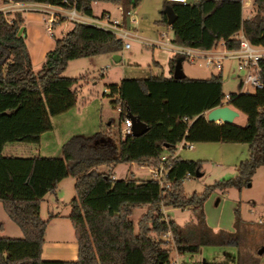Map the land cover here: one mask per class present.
I'll use <instances>...</instances> for the list:
<instances>
[{"label": "trees", "instance_id": "trees-1", "mask_svg": "<svg viewBox=\"0 0 264 264\" xmlns=\"http://www.w3.org/2000/svg\"><path fill=\"white\" fill-rule=\"evenodd\" d=\"M3 1L74 7L88 17H92L96 2L124 8L123 0ZM166 5L175 15L171 24L163 11ZM250 5L251 14L244 18L242 0H188L185 4L163 0L158 23L170 27L172 42L185 47L210 50L223 42L227 49H235L239 32L252 44L264 46V0H251ZM56 18L51 29L65 20ZM23 21L20 13L8 19L7 13L0 12V203L22 232L21 238L0 237V264H169L172 249L179 254L197 253L203 245L237 244L236 231H213L206 224L203 205L215 190H240L257 168L264 166V60L262 88L229 93L225 99L221 71L207 78H174L178 57L171 56L167 75L162 71L144 78L127 77L105 86L103 95L110 98L112 108H119V123L130 112L146 124L143 134H119L117 142L102 131L73 135L62 144L61 157L7 155L4 149L8 143L39 145L41 135L52 130L51 117L76 105L73 86L79 78L63 74L71 60L118 54L123 49V41L112 32L71 21V29L55 39L35 72L24 36L18 33ZM154 65L160 67L156 61ZM224 102L246 115L243 126L206 119L207 111ZM150 107L156 108L158 117L147 114ZM182 140L246 144L249 154L238 163L235 177L214 181L202 192L186 195L183 181L202 171V161L174 155ZM165 153L170 156L167 187H160L151 176L112 177L111 169L119 163L150 166ZM101 166L108 169L100 170ZM68 176L75 179L68 218L77 256L75 260H44L41 254L49 220L40 216V205ZM142 205L147 209L135 230L130 215ZM161 206L192 207L195 222L180 226L166 221ZM238 220L239 205L234 208V224ZM168 232L171 238L166 241L163 236Z\"/></svg>", "mask_w": 264, "mask_h": 264}, {"label": "rangeland", "instance_id": "rangeland-1", "mask_svg": "<svg viewBox=\"0 0 264 264\" xmlns=\"http://www.w3.org/2000/svg\"><path fill=\"white\" fill-rule=\"evenodd\" d=\"M123 12L130 9L135 13L136 23H130L128 16L123 14L122 23L136 37L127 39L130 48H123L118 54L121 62H115L106 54L78 58L68 63L64 75L78 77V82L73 86L76 91V107L67 113L51 117L52 130L43 134L39 145L14 142L6 144L4 153L14 156L61 157V146L73 135H92L102 131L108 133L116 142L121 134L123 123L118 120V111L110 105V98L103 95L105 86L118 83L122 78H144L150 74L162 72L167 75L169 68L167 60L170 51L166 45L161 44L165 37L173 39L170 27L158 23L163 0H123ZM111 10L113 16L119 12L111 3L102 4L101 8L95 9L100 14L101 9ZM250 10L243 11V17ZM19 13V12H17ZM17 13L9 15L12 19ZM60 17V15H58ZM63 17V16H62ZM65 18V17H64ZM57 20V18H56ZM64 23L62 35L72 27L71 21ZM57 26L54 28L56 31ZM54 31V34H55ZM164 35L165 37H163ZM223 47L218 44L216 51H222ZM154 61L160 67L154 65ZM203 59L195 61L182 60L183 72L188 77L206 78L211 74L219 72L218 69L208 66ZM109 65L106 71L102 67ZM222 64V92L229 93L254 92L249 84L240 86L245 73H237L236 61L225 58ZM123 65V66H122ZM122 66V67H121ZM156 108H148V113L157 116ZM156 111V112H154ZM206 114V113H205ZM246 115L239 113L233 123L243 126ZM181 142H185L182 140ZM186 143V142H185ZM202 145V146H201ZM196 149L183 148L181 156L184 159L201 160L202 171L200 177L186 178L183 181V190L186 195L193 192L200 193L206 185L223 179L235 177L236 167L232 164L238 156L244 153L246 144L235 143H194ZM200 147V148H198ZM202 147H205L202 149ZM200 149V152H199ZM242 149H244L242 151ZM14 151V152H13ZM244 160V159H243ZM238 165V164H237ZM136 169L140 178L149 177L148 166L136 163H119L115 165L114 174L116 178L130 177L128 169ZM100 170H107L101 166ZM74 177L64 178L55 193L48 192L41 203L40 216L49 220L44 235L41 257L44 260H75L77 246L74 231L68 218L70 212V200L74 197ZM218 201V202H217ZM260 205H255V204ZM239 205V219L234 221V208ZM207 209L210 218L219 219L222 230L231 231L235 228L237 244L226 245H203L202 255L195 253H183L176 256L175 249L170 251V260L178 264H185L187 257L193 260H205L215 264H264V252L262 260L252 261L257 258L258 251L264 247V172L258 170L254 173L249 184L240 190L230 187L225 190L213 191L204 202L203 209ZM147 207L142 205L133 209L130 219L135 230L137 221L146 211ZM162 218L166 221L172 220L183 226L185 223L195 221V211L192 207L173 208L161 206ZM0 237L21 238L22 232L19 227L5 214L0 203ZM171 234L163 236L166 241L170 240ZM202 262V261H201Z\"/></svg>", "mask_w": 264, "mask_h": 264}, {"label": "built area", "instance_id": "built-area-1", "mask_svg": "<svg viewBox=\"0 0 264 264\" xmlns=\"http://www.w3.org/2000/svg\"><path fill=\"white\" fill-rule=\"evenodd\" d=\"M169 2H178L185 4L188 0H167ZM243 4L246 3V0H242ZM121 11V14H125L128 16V20L130 23H136L135 13L130 9L123 12L122 8H118ZM68 21H76L84 24H91L102 28L104 30H108L112 32L117 38L123 41V48H129L130 44L126 41L130 38H135L136 36L131 33L122 23L123 17H115L109 12H104L97 18L88 19L85 15L80 14L75 10L74 7L70 9H66V16ZM55 18L52 15V18L49 19V29H51V23L55 21ZM165 37L164 35H162ZM235 37L239 41V45L235 49H227L225 46L222 51H216V47L210 50H201L190 47H185L181 45H177L172 42V39L165 37L164 44L170 51L171 56L176 55L177 57H181L182 60L195 61L196 59L205 60L204 63L208 66L215 67L219 71H222V60L225 58H232L236 61V69L237 73L244 72L245 76L240 83V86L249 84L253 87L254 90L262 88L261 82V61L264 60V46L263 45H254L252 44L243 34L239 32L235 35ZM223 43V42H221ZM224 45V44H223ZM170 56V57H171ZM106 90V89H105ZM104 90V91H105ZM248 92V91H247ZM228 94L225 95V99L228 98ZM226 101V100H225ZM223 105H226L225 102ZM119 111V108H117ZM123 127L121 129V135H131V122L130 119L126 116L123 120ZM193 148L192 143L188 142H180V144L176 147L177 149ZM176 150L174 155H176ZM168 154H162L160 157V161L157 164L148 166V172L151 177L156 179L160 185V187H167L169 185V181L166 180L168 174ZM189 176V173H187ZM170 235L168 232L165 236ZM169 264H176L175 262H170Z\"/></svg>", "mask_w": 264, "mask_h": 264}, {"label": "crops", "instance_id": "crops-1", "mask_svg": "<svg viewBox=\"0 0 264 264\" xmlns=\"http://www.w3.org/2000/svg\"><path fill=\"white\" fill-rule=\"evenodd\" d=\"M102 4H109V3H98V2L94 3L93 6H92V10H93L92 17H88V16H86V17L88 19L97 18L101 14H103L104 12H109L110 14H112L111 10H105L104 8L101 9L100 14H96L95 9L97 7L101 8ZM250 4H251V0H246V3L243 4L242 13H243L244 10H250L246 14V16L244 18H247L251 14L252 8H251ZM112 5H114L115 8H116V11L119 12L117 15L114 14V16L115 17H121V16L123 17V15L121 14V11L118 9L121 6L120 5H116V4H112ZM0 12H4V13L8 12L9 15H13L14 13L19 12L21 14V16L23 17L24 21H23V24L20 26L18 33H19V35H23L24 36V40H25V43H26V46H27V50H28L30 59H31L33 70L35 72L38 71L41 68V65H42V63L44 61L45 54L50 49L53 48L55 39L62 36V31H63L64 25H65L64 23L67 22L66 20L61 22L57 26V29L55 31L54 29H49V19L52 18V15L54 17H56L57 15L66 16V9H63L61 7H58V6H52V5H46V4L14 3V2H4L3 0H0ZM54 31H55V34H54ZM160 43L165 45L163 41H161ZM219 44L224 48L223 43L220 42ZM106 55L111 57V59L114 60L115 62H121V60H122L121 56L119 54H117V53H110V54H106ZM170 56H171V54H170ZM170 56H169V58H170ZM108 67H109V65L106 64L104 67H102V71L103 72L106 71ZM193 78H195V77H193ZM74 107H76V105ZM74 107H72V108H74ZM71 109H69V110H71ZM67 112H65V113H67ZM237 112H238V115H239V113H241L240 111H237ZM62 114H64V113H62ZM43 134L41 135V138H42ZM41 138H40V143H41ZM180 142H178L177 146L180 144ZM196 144H200V143H196ZM198 148H200V147H198ZM204 148L205 147H202V149H204ZM245 148H246L245 152L244 153L242 152V154L240 156H238V158L235 161L232 162V164L235 167L237 166V164L240 161H242L243 159H246L248 157V154H249L248 153V146L245 147ZM193 149H196L194 144H193V148H191L189 150H193ZM182 150L183 149H177L176 150V155L181 156V151ZM243 150L244 149H242V151ZM199 152H200V149H199ZM114 169H115V166L111 169L112 170V177L116 178V176L114 174L115 173ZM258 170H263V172H264V166H261V167L257 168L256 172ZM127 172L130 173V176H133L134 178L142 179V178L139 177L138 171L136 169L131 168V169H128ZM201 172H202V175H203L204 172L203 171H201ZM149 176H150V174H149ZM143 179H145V178H143ZM59 184H58V187H57L56 190H58ZM255 205H260V204L256 203ZM203 210H204V214H205L206 224L210 228H212L213 231L222 230L221 229L222 227L220 226L219 219H217V220L215 219L214 220L213 218H210V215L207 213L206 207ZM40 213H41V205H40ZM191 222H193V221H191ZM233 223H234V221H233ZM234 230H235V228L232 227V230L230 232H234ZM175 253H176V256H178V257L182 255V254H179L176 250H175ZM202 253H203L202 252V247H200L199 252H197L195 254H197L198 256H201ZM262 253H257L258 257L253 259L252 261L257 260V262H260L262 260V257H263ZM185 260H186L185 264H198V263L207 262L205 260V258H202V260H193V259H190L189 257H187V259H185ZM171 262H175L176 264H178L177 261H174L172 259H171ZM232 263H234V262H231L230 264H232Z\"/></svg>", "mask_w": 264, "mask_h": 264}, {"label": "water", "instance_id": "water-1", "mask_svg": "<svg viewBox=\"0 0 264 264\" xmlns=\"http://www.w3.org/2000/svg\"><path fill=\"white\" fill-rule=\"evenodd\" d=\"M164 13L167 16L168 24H171L175 18V15L172 11V8L169 5H166L163 9ZM185 74L182 69V58H176V63L173 70V77L174 78H182ZM238 115L236 109L229 105H222L217 106L215 108L210 109L206 113V119L209 122L214 123H232L234 117ZM127 117L130 119L131 122V135L132 136H139L143 134L147 130L146 124L140 120L137 116L133 115L132 113L128 112ZM202 172L196 171L195 177H200ZM264 248H261L258 253H262Z\"/></svg>", "mask_w": 264, "mask_h": 264}]
</instances>
